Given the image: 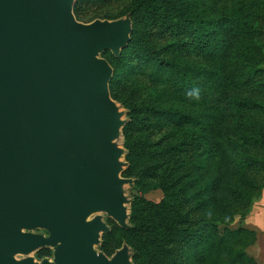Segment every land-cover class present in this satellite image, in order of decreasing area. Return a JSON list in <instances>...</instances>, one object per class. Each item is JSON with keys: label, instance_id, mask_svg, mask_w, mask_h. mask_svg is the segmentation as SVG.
Segmentation results:
<instances>
[{"label": "rangeland", "instance_id": "374dc122", "mask_svg": "<svg viewBox=\"0 0 264 264\" xmlns=\"http://www.w3.org/2000/svg\"><path fill=\"white\" fill-rule=\"evenodd\" d=\"M74 14L86 24L128 15L136 22L132 43L120 56L100 55L114 69L110 92L125 121L117 143L124 149L121 176L129 180L130 229L99 213L111 230L96 251L111 258L127 244L133 264H256L246 247L255 241L252 234H264V150L253 147L258 164L249 170L232 153L234 170L229 159L223 167L226 197L220 199L211 188L222 184L225 154L215 138L221 126L213 122L208 132L202 125L211 128L212 117L198 115L224 109L232 93H247L263 106L264 90L259 95L257 88L264 86V0H153L149 7L145 0H77ZM230 17L235 26L225 23ZM224 27L229 42L218 38ZM224 112L223 126L245 114ZM252 113L247 119L256 125L262 116ZM43 249L52 251V259L53 249ZM43 249L30 256L41 261Z\"/></svg>", "mask_w": 264, "mask_h": 264}, {"label": "water", "instance_id": "95a60500", "mask_svg": "<svg viewBox=\"0 0 264 264\" xmlns=\"http://www.w3.org/2000/svg\"><path fill=\"white\" fill-rule=\"evenodd\" d=\"M76 1L0 0V264H133L127 244L95 249L111 230L99 213L130 227L125 121L100 55L120 56L133 22L82 23ZM43 248L52 259L30 256Z\"/></svg>", "mask_w": 264, "mask_h": 264}, {"label": "trees", "instance_id": "16d2710c", "mask_svg": "<svg viewBox=\"0 0 264 264\" xmlns=\"http://www.w3.org/2000/svg\"><path fill=\"white\" fill-rule=\"evenodd\" d=\"M145 1H146V5L148 7L150 5H152V3H153V0H145ZM131 19L133 22V32H132L131 41H130L128 47L132 43L133 35L136 31V22H135V19L132 15H131ZM224 20H225V23L229 22V24L232 26H235V24H236L235 21L231 17L226 18ZM190 23H191V25H196L197 22L195 23V20H193V21H190ZM222 29L223 30L219 34L218 38L222 42L226 41V40L229 42V40H230L229 28L224 27ZM114 76H115V73H114ZM113 80H114V77H113L110 85L112 84ZM257 89H259L258 94L261 95V91L264 90V86H262V88H257ZM227 96H232L233 102L230 103L229 105H227V107L225 106L224 109H227V111H228L230 108H233V109H236L237 112L238 111L239 112H245V114L241 115L240 121H242V122L240 123V126L238 125V123L240 121L237 123L232 118H231L232 122H229V126H223L225 123V120L227 119V116H228L227 113L224 112L223 108H222V110H218L217 113L214 115L213 114L211 115V113L208 114V112H205V113L201 112L202 114L198 115L199 120L201 119L203 121H205L206 119H208V121H210L211 117H212L213 120H212L211 128H210L209 124H205L206 122L202 125L203 128H204V126L207 127V128H205V130L208 129V132L210 130H213V128H214L213 122H214V124L217 123L218 125L221 126V128H219V135H216L215 138L217 139L219 145L222 147V150L225 154L224 159L222 158L220 160L221 163L223 162L221 165V174L222 175H220V183H222V184H220L218 189L216 188L217 190H215L214 186H212L211 189H213L212 193L214 195H216V193H217L218 196L220 197V199H222V200H224L226 197V195H225L226 189L225 188L227 187V186H225V178L223 176V173H225V169L223 168L225 166V162H229V159H230L231 160L230 163L233 166V170H234L235 165L233 164V162H234V159H236V158H234L233 156L240 155L239 159H242L243 162L237 161V164L241 163L246 167V169L249 170L252 168V164H258V162L254 163V158H259V156L255 155L253 153V147L258 148L259 151L261 149L264 150V136H263L264 133H263V131H261L264 129V104H262L263 106H261L255 102L249 101V98H248L249 95L247 93H238V94L232 93V94H228ZM252 112H256V113H258V115L262 116V117H260V121L258 123L256 122V125H253L254 122L250 121L251 116H248V119H247V115H252L253 114ZM243 115H246V116L244 117ZM248 120L251 123L246 128L245 126H246ZM255 128L257 129V134L255 137H253L251 135V132H253ZM247 131H249L250 133L248 134ZM212 137H213V135H212ZM187 144H188V142H187ZM256 145H259V146H256ZM245 149H246V151H244ZM237 151H238V154H237ZM232 153H233V156H232ZM261 160H263L261 162V164L264 166V156ZM254 183L255 182L253 180H251L249 185H253ZM134 210H135V213L131 219L132 224H135V218L137 215L136 209H134ZM129 229H125V230H129ZM242 233H243V231H242ZM237 235H243V234H237ZM203 251L204 250H202L200 252H203ZM51 255H52V251L50 249H43L39 252L38 257H39V259H44V258L50 257ZM244 255L245 254L243 252H241V254L238 256L241 260H243ZM139 264H141V263H139ZM233 264H234V262H233Z\"/></svg>", "mask_w": 264, "mask_h": 264}, {"label": "crops", "instance_id": "0c3cea01", "mask_svg": "<svg viewBox=\"0 0 264 264\" xmlns=\"http://www.w3.org/2000/svg\"><path fill=\"white\" fill-rule=\"evenodd\" d=\"M264 202V201H263ZM258 231V233L262 230L259 227H254ZM255 235V241L252 245H250L246 250L248 256L252 257L256 264H264V234H252Z\"/></svg>", "mask_w": 264, "mask_h": 264}]
</instances>
